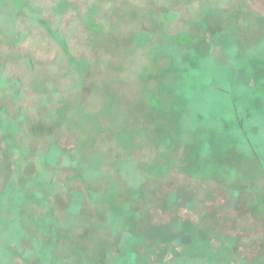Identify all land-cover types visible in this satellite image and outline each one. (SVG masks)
<instances>
[{
	"label": "rangeland",
	"instance_id": "1",
	"mask_svg": "<svg viewBox=\"0 0 264 264\" xmlns=\"http://www.w3.org/2000/svg\"><path fill=\"white\" fill-rule=\"evenodd\" d=\"M0 264H264V0H0Z\"/></svg>",
	"mask_w": 264,
	"mask_h": 264
}]
</instances>
